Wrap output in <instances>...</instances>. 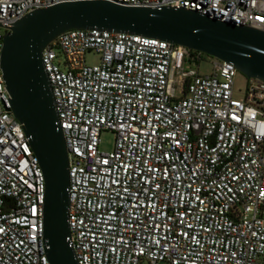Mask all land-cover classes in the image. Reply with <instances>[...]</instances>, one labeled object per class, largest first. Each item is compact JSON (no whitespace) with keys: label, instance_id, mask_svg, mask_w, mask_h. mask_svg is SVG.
<instances>
[{"label":"built area","instance_id":"2783aa9c","mask_svg":"<svg viewBox=\"0 0 264 264\" xmlns=\"http://www.w3.org/2000/svg\"><path fill=\"white\" fill-rule=\"evenodd\" d=\"M79 1L185 9L264 32V0H0V54L8 26ZM202 55L98 30L43 50L77 264H264V82L236 89L238 71L213 58L200 76ZM9 99L0 67V264H49L44 178ZM101 131L113 134L110 152Z\"/></svg>","mask_w":264,"mask_h":264},{"label":"water","instance_id":"95a60500","mask_svg":"<svg viewBox=\"0 0 264 264\" xmlns=\"http://www.w3.org/2000/svg\"><path fill=\"white\" fill-rule=\"evenodd\" d=\"M6 29L0 54L10 97L6 111L22 126L43 174L42 241L49 264H77L67 242L68 155L41 59L49 43L72 30L157 39L231 63L245 78L264 82V32L185 9L66 2L33 11Z\"/></svg>","mask_w":264,"mask_h":264},{"label":"rangeland","instance_id":"374dc122","mask_svg":"<svg viewBox=\"0 0 264 264\" xmlns=\"http://www.w3.org/2000/svg\"><path fill=\"white\" fill-rule=\"evenodd\" d=\"M201 61L198 64V74L200 76H205L210 74L211 72V62H212V58L202 55L201 56ZM85 63L87 65H95L98 63V57L96 55L93 54H87L85 56ZM244 84H245V77L243 75H241L240 73L237 74L236 78H235V87L236 89L239 90H243L244 88ZM238 95V94H236ZM100 144H99V150L101 152H110L113 149V143H114V137L113 134L111 132L108 131H101L100 136ZM263 216H264V209L262 211ZM145 264V263H143ZM158 264H167L165 262H160Z\"/></svg>","mask_w":264,"mask_h":264}]
</instances>
